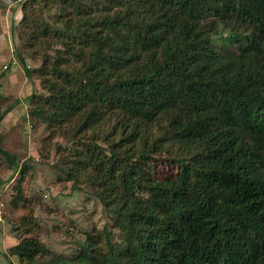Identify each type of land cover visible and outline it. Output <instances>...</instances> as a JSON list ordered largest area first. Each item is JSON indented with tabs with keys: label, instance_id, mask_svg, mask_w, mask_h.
<instances>
[{
	"label": "trees",
	"instance_id": "1",
	"mask_svg": "<svg viewBox=\"0 0 264 264\" xmlns=\"http://www.w3.org/2000/svg\"><path fill=\"white\" fill-rule=\"evenodd\" d=\"M7 1L21 3L16 55L45 92L28 116L69 136L62 174L89 186L121 233L115 245L104 230L103 256L93 240L63 256L37 238L9 253L20 264H264V0ZM213 19L237 51L214 44ZM17 104L0 102V122ZM0 157L20 169L16 209L29 166Z\"/></svg>",
	"mask_w": 264,
	"mask_h": 264
},
{
	"label": "rangeland",
	"instance_id": "2",
	"mask_svg": "<svg viewBox=\"0 0 264 264\" xmlns=\"http://www.w3.org/2000/svg\"><path fill=\"white\" fill-rule=\"evenodd\" d=\"M20 4L12 2L9 6L0 0V102L4 105L19 102L0 122V147L16 156L20 163H27L29 169L20 183L22 200L15 209L10 201L16 195L14 188L19 183L20 169L8 166L0 157V264H20L9 248L23 238H37L63 256L76 253L86 240H93L97 242L95 255L103 256L106 252L104 230L111 235L113 244L121 240V233L113 227V215L89 186L74 184L62 174L60 149L69 146V136L50 133L44 124L28 116L29 97L45 92L37 78H26L16 55L22 46L17 28ZM51 16H56L55 11ZM206 27L218 29L213 36L215 45L229 52L237 51L236 46L224 42L227 32L218 21L209 20ZM24 59V65L30 70L40 65L39 60L26 55ZM166 168L172 169L169 164ZM30 216L39 230L30 231L25 224Z\"/></svg>",
	"mask_w": 264,
	"mask_h": 264
}]
</instances>
